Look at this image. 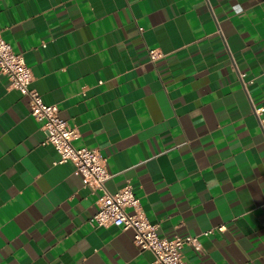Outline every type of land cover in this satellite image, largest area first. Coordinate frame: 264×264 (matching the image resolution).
I'll return each mask as SVG.
<instances>
[{
    "label": "crops",
    "instance_id": "crops-1",
    "mask_svg": "<svg viewBox=\"0 0 264 264\" xmlns=\"http://www.w3.org/2000/svg\"><path fill=\"white\" fill-rule=\"evenodd\" d=\"M0 31L107 188L198 235L187 264H264V0H0ZM45 138L0 74V264H152L132 229L89 223L100 191Z\"/></svg>",
    "mask_w": 264,
    "mask_h": 264
},
{
    "label": "built area",
    "instance_id": "built-area-1",
    "mask_svg": "<svg viewBox=\"0 0 264 264\" xmlns=\"http://www.w3.org/2000/svg\"><path fill=\"white\" fill-rule=\"evenodd\" d=\"M162 55L158 48H148L151 62L155 63ZM0 74L7 75L11 86L28 96L30 114L41 122L46 133L44 142L52 145L59 153L57 162L72 161L75 174L81 176L84 183L93 190L100 191L97 210L89 220L93 227L117 226L124 230L132 229L135 244L141 250L147 249L153 253L152 264H187L185 246H190L197 252L203 251V243L198 235H175L172 238L161 236L158 225L150 221L142 209L140 199L130 182L115 192L107 188L106 182L111 174L107 168L106 157L96 148L74 145L73 141L79 135L78 130L59 116L56 104L44 102L40 92L32 86L33 73L23 53L14 51L1 31ZM240 77L243 80L245 73H241ZM255 111L260 115L264 112V107H257ZM259 119L264 123V119ZM218 228L223 230L224 225ZM211 232L212 229L205 231V234Z\"/></svg>",
    "mask_w": 264,
    "mask_h": 264
}]
</instances>
